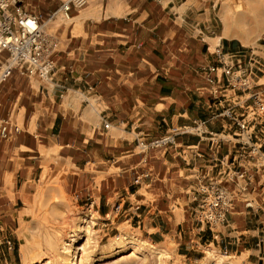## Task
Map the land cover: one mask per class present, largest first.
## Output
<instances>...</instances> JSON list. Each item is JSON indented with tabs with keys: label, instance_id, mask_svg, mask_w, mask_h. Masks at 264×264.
I'll use <instances>...</instances> for the list:
<instances>
[{
	"label": "crops",
	"instance_id": "obj_1",
	"mask_svg": "<svg viewBox=\"0 0 264 264\" xmlns=\"http://www.w3.org/2000/svg\"><path fill=\"white\" fill-rule=\"evenodd\" d=\"M66 1L11 0L40 16L53 47L46 70L0 83V188L12 190L0 200V262L18 256L4 228L44 229L90 201L167 252L212 245L260 264L264 114L220 71L211 91L200 68L222 52L264 96V45L249 40L264 35V0H86L65 15ZM176 130L167 146L140 144ZM208 183L230 201L224 221L193 217Z\"/></svg>",
	"mask_w": 264,
	"mask_h": 264
},
{
	"label": "rangeland",
	"instance_id": "obj_2",
	"mask_svg": "<svg viewBox=\"0 0 264 264\" xmlns=\"http://www.w3.org/2000/svg\"><path fill=\"white\" fill-rule=\"evenodd\" d=\"M217 22L219 25L221 24L219 19ZM249 40L253 46L264 45V35L258 42L256 37L249 38ZM1 184L2 186L5 185L3 182ZM17 185H20V182ZM11 191V189L0 188L2 206L9 205L10 200L6 195L7 193L10 194ZM198 206L199 203L194 209L193 216L196 221ZM53 221L47 223V228L44 229L14 228L10 231L4 228L1 232L5 233L13 243H15L14 241L21 242L22 246L18 251L17 260L14 258L13 261L6 262L1 259L0 264H59L60 256L58 252L64 250V242L65 244L70 243L67 245L70 250H77L80 257L78 264H236L233 257L231 258L221 252V249L212 245L210 247H194L193 250H190L191 254L186 256L172 253L171 250L167 252L165 251L166 248L162 249V247L147 241L139 231L134 232L125 229L124 225H112L111 219L102 220L90 201H88V205L78 207L63 219ZM86 225L91 227L89 234H86L83 230ZM254 239V244H257L256 247L260 246L263 253L264 232L261 231ZM119 242L123 243L124 250L116 252ZM132 245L134 248L131 249ZM260 264H264V260H261Z\"/></svg>",
	"mask_w": 264,
	"mask_h": 264
},
{
	"label": "built area",
	"instance_id": "obj_3",
	"mask_svg": "<svg viewBox=\"0 0 264 264\" xmlns=\"http://www.w3.org/2000/svg\"><path fill=\"white\" fill-rule=\"evenodd\" d=\"M86 0H67L63 5L65 15L71 6L81 7ZM11 0H0V83L7 80L14 70L21 75H32L40 70H46L44 59L50 54L53 44L44 32L40 16L23 12L20 8L11 9ZM221 65H204L200 70L205 73L210 90L217 91L215 74L222 72L227 76V85L237 91L250 94L252 107L264 114V97L260 92L253 91L252 77L245 69H235L234 65L226 62L224 54L218 53ZM230 114V111L227 112ZM245 128L244 123L240 124ZM106 128L109 124L105 125ZM1 136H7V125L0 130ZM154 139L149 142L141 141L143 148L163 147L174 143V134ZM199 206L196 211L199 222L214 223L224 221L230 207V201L223 188L217 183L199 186ZM119 208V207H117ZM7 246L12 250L13 243L8 240Z\"/></svg>",
	"mask_w": 264,
	"mask_h": 264
},
{
	"label": "bare ground",
	"instance_id": "obj_4",
	"mask_svg": "<svg viewBox=\"0 0 264 264\" xmlns=\"http://www.w3.org/2000/svg\"><path fill=\"white\" fill-rule=\"evenodd\" d=\"M84 221H86V220H84ZM83 230L85 231L86 234H89V232L91 231L90 225L84 226ZM69 244L68 243L65 244V242H64V245H63L64 250L61 252H58V255L60 256L59 264H78L80 257L77 254V250H75V251L70 250V248L67 246ZM117 245L118 246L116 247V249H117L116 252H120V251L124 250V245L122 242H119ZM132 248H134L133 245H132L131 249Z\"/></svg>",
	"mask_w": 264,
	"mask_h": 264
},
{
	"label": "trees",
	"instance_id": "obj_5",
	"mask_svg": "<svg viewBox=\"0 0 264 264\" xmlns=\"http://www.w3.org/2000/svg\"><path fill=\"white\" fill-rule=\"evenodd\" d=\"M14 254H17L18 255V252L14 249Z\"/></svg>",
	"mask_w": 264,
	"mask_h": 264
}]
</instances>
